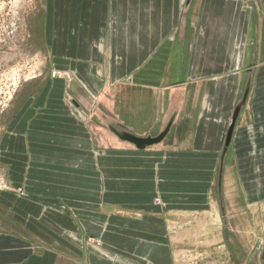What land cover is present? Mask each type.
Wrapping results in <instances>:
<instances>
[{"label":"crops","instance_id":"crops-1","mask_svg":"<svg viewBox=\"0 0 264 264\" xmlns=\"http://www.w3.org/2000/svg\"><path fill=\"white\" fill-rule=\"evenodd\" d=\"M58 1L48 42L67 74L0 136L24 192L0 190L16 222L0 225V264H171L168 228L192 217L177 211L213 208L229 126L249 155L264 150V0Z\"/></svg>","mask_w":264,"mask_h":264},{"label":"rangeland","instance_id":"rangeland-1","mask_svg":"<svg viewBox=\"0 0 264 264\" xmlns=\"http://www.w3.org/2000/svg\"><path fill=\"white\" fill-rule=\"evenodd\" d=\"M49 1L0 0V136L22 99L34 97L48 75L67 74L53 70V48L48 42ZM247 102L240 107L235 122L244 136L253 125V111ZM255 128L260 130V126ZM233 134L225 142L211 177L213 208L179 210L191 219L168 228L174 232L171 264H264V256L258 251L260 240H264V150L252 157L249 143H232ZM10 165L0 156V190L23 196V190L12 187ZM196 186L202 187L199 182ZM152 201L163 204L159 196ZM173 212L169 209L164 214L169 217ZM9 215V208L0 201L1 226L16 225ZM88 240L92 246L95 239Z\"/></svg>","mask_w":264,"mask_h":264},{"label":"water","instance_id":"water-1","mask_svg":"<svg viewBox=\"0 0 264 264\" xmlns=\"http://www.w3.org/2000/svg\"><path fill=\"white\" fill-rule=\"evenodd\" d=\"M229 127H230V128H229V130H228V133H227V136H226V139H225L226 143L229 142L230 135H231V132H232V129H233V126H232V125H230ZM127 136H128L131 140H133L135 143L138 142V139H137L136 137H133V136H130V135H127ZM160 136H161V135H159L158 137L152 138V140H149V142H152L153 140H156V139L160 138Z\"/></svg>","mask_w":264,"mask_h":264},{"label":"bare ground","instance_id":"bare-ground-1","mask_svg":"<svg viewBox=\"0 0 264 264\" xmlns=\"http://www.w3.org/2000/svg\"><path fill=\"white\" fill-rule=\"evenodd\" d=\"M59 74V73H58Z\"/></svg>","mask_w":264,"mask_h":264}]
</instances>
